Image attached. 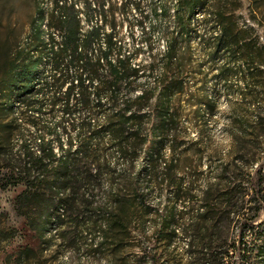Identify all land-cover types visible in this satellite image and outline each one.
Returning <instances> with one entry per match:
<instances>
[{"label": "trees", "instance_id": "1", "mask_svg": "<svg viewBox=\"0 0 264 264\" xmlns=\"http://www.w3.org/2000/svg\"><path fill=\"white\" fill-rule=\"evenodd\" d=\"M9 3L3 0L0 9L1 24L7 22V34L0 40V189L24 187L14 200V209L27 227L40 237L54 221L65 237L87 228L100 234L99 248L116 249L125 234L132 236V220L144 224L143 211L152 209L149 194L168 187L173 188L175 205L154 208V234L158 243L167 246L175 238L183 241L178 264H264V220L258 219L263 202L257 197L254 158L245 144L264 125V106L257 103L250 112H243V105L231 107L228 156L210 170L204 187L195 191L194 184L185 185L179 175L187 149L178 151L177 137L162 169L160 153L153 151L157 137L175 119L171 95L184 88L183 80L168 75L183 69L174 42L167 43L161 58L164 67L155 84L137 97H127L123 82L131 83L139 69L120 53L116 61L110 58L114 48H121L112 32L102 35L98 26L84 31L80 20L84 12L78 4L54 0L49 17L38 9L23 42L12 27V9L6 12ZM94 5L91 0L85 2L89 11ZM200 10L206 13L203 20L217 50L225 45L233 59H241L222 75L240 71L245 94L259 98L263 92L258 88L264 85L258 78L264 71L253 46V28L240 26L229 0H177L178 33L190 35ZM168 12L161 10V14ZM250 13L255 17L253 9ZM47 18L57 21L60 41L55 35L45 37ZM102 39L105 47L96 48ZM46 58L54 72L41 83ZM174 59L178 60L176 68ZM47 87L51 89L48 97L42 94ZM103 95L111 107L101 121L94 113L101 109ZM57 105L60 118L42 121L47 109L53 112ZM62 130H67V141L61 138ZM104 133L125 161L118 173L105 157L100 139ZM141 155L152 161L149 167L138 162ZM176 202L183 203L181 209Z\"/></svg>", "mask_w": 264, "mask_h": 264}, {"label": "rangeland", "instance_id": "2", "mask_svg": "<svg viewBox=\"0 0 264 264\" xmlns=\"http://www.w3.org/2000/svg\"><path fill=\"white\" fill-rule=\"evenodd\" d=\"M86 1L72 0L84 12L80 18L84 31L98 26L102 35L112 32L121 48H114L110 58L116 61L120 53L129 57V63L139 69V74L131 78V83L124 80L123 96L137 97L143 89L155 84L164 67L161 58L167 43L170 40L174 42L179 57L183 58V69L180 72L172 70L168 75L169 79L183 80L184 88L181 92L175 90L171 95L175 119L167 132L157 137L153 151L160 153L162 161L159 169H162L171 155L173 139L177 137L178 151L187 149V160L179 175L185 185L193 183L195 191L203 188L210 178V170L218 167L228 156L231 146V107L243 105L242 111L250 112L257 103L264 106V88H258L263 92L259 98H249L245 94L240 71L227 77L222 75L223 71L237 67L241 59H233L225 45L217 50L214 40H211L212 31L203 20L206 14L204 10L198 12L192 21L190 35L185 36L176 30L174 14L177 0H91L95 3L93 11L86 8ZM2 3L3 0H0V9ZM229 3L230 9L237 11L240 26L253 28V46L258 50L264 71V0H229ZM9 8L12 9L15 35L24 42L37 10L41 9L49 17L54 9V0H10L6 12ZM164 8L168 9L167 14H161ZM251 9L255 17L251 16ZM49 21L50 18H47L43 24L45 37L55 35L56 41H60L61 32L56 28L57 21ZM5 23L0 22V40L7 34ZM216 32L218 30L215 29ZM102 41L96 48L105 47L106 41ZM177 61L173 60L175 68ZM103 68L108 69V66ZM52 72L53 66L46 58L41 65V83H45ZM258 80L264 85V73ZM43 92L48 97L51 89L47 87ZM103 97L101 109L94 113V117L101 121L111 107L107 97ZM92 98L96 103V97L92 95ZM19 107L17 105L16 110ZM61 114V107L57 105L53 112L47 109L41 120L55 122ZM67 137V130H62L61 138L67 141ZM14 138L15 134L10 140ZM100 139L111 169L118 173L125 163L123 157L110 143L107 133ZM245 144L249 156L254 158V172L259 181L257 197L263 202L258 219L264 220L263 124L259 133L254 134ZM138 162H143L147 167L152 163L142 155ZM23 188L19 185L0 189V264H178L177 256L184 249L183 241L175 238L167 246L158 243L154 234L157 218L154 208L161 209L169 203L175 205L173 188L155 189L149 194L147 202L152 209L143 211L144 224H140L137 219L132 220V236L125 234L122 245L116 249L113 246L99 248L97 243L100 234L87 228H78L65 237L56 221L40 237L27 227L25 220L14 209V200ZM182 206V202H176L177 209ZM85 218L88 216L85 215Z\"/></svg>", "mask_w": 264, "mask_h": 264}]
</instances>
